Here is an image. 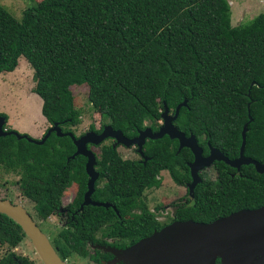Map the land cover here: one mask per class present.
Listing matches in <instances>:
<instances>
[{
  "label": "trees",
  "instance_id": "trees-1",
  "mask_svg": "<svg viewBox=\"0 0 264 264\" xmlns=\"http://www.w3.org/2000/svg\"><path fill=\"white\" fill-rule=\"evenodd\" d=\"M230 16L228 0H41L20 21L0 5V74L13 72L20 57L27 61L32 92L51 126L79 124L74 86L87 87L91 108L107 121L96 133L110 126L128 139L146 128L157 132L165 106L173 115L186 102L173 125L196 138L203 156L212 147L236 159L246 126L244 156L264 163V13L236 27ZM74 152L69 137L53 133L43 145L0 138V167L18 174V189L35 216L27 212L41 231V222L62 205L67 185L78 183L79 201L86 191V159H71ZM143 153L124 160L112 145L101 148L96 202L109 207H84L71 231L49 240L62 261L111 263L114 256L101 248L124 251L174 222L208 224L264 206V174L252 165L237 171L216 162V185L201 177L193 198L187 190L185 202L162 224L143 193L161 187L162 172L178 186L189 184L193 155L187 148L178 152V142L167 136L147 140ZM25 239L15 221L0 214V245L12 250ZM88 244L99 249L90 254ZM0 264L34 262L10 251Z\"/></svg>",
  "mask_w": 264,
  "mask_h": 264
},
{
  "label": "water",
  "instance_id": "water-1",
  "mask_svg": "<svg viewBox=\"0 0 264 264\" xmlns=\"http://www.w3.org/2000/svg\"><path fill=\"white\" fill-rule=\"evenodd\" d=\"M185 106L186 102L179 104L173 115L165 106L161 115L162 124L157 132L146 128L131 139L110 126H104L100 134L87 132L77 139L73 133H64L55 124L41 139L34 140L16 131H7L4 128L7 121L1 116L0 138L12 135L17 140L24 139L35 145H43L52 133H55L57 137H69L75 146V152L71 158L74 159L77 156L87 158L85 170L89 180L83 205L89 204L95 181L97 182L99 178L98 173L94 171L95 156L91 150L87 149V145L100 146L107 140L114 141L113 148L136 147L138 155L142 158H145L143 146L147 140H158L164 136L170 140H176L178 152L187 148L193 155V161L188 164L191 182L186 185L191 198L194 196L196 186L202 182L201 172L211 168L216 162H222L237 171L242 166L252 165L258 174H264V163H258L244 156L246 126L241 133L242 143L236 159L229 160L212 147H209V154L203 156V150L199 147L196 138L193 135L186 137L173 125L180 108ZM96 206L108 208L109 204L96 203ZM0 214L11 218L22 228L42 264H66L60 259L48 237L35 224L25 208L8 199H0ZM101 250L114 256L112 264L121 261L126 264H216L217 260L221 264H264V206L254 210H240L208 224L192 220L174 222L140 240L127 250L121 251L110 247H104Z\"/></svg>",
  "mask_w": 264,
  "mask_h": 264
},
{
  "label": "rangeland",
  "instance_id": "rangeland-1",
  "mask_svg": "<svg viewBox=\"0 0 264 264\" xmlns=\"http://www.w3.org/2000/svg\"><path fill=\"white\" fill-rule=\"evenodd\" d=\"M41 0H0V5L4 7L15 19L21 20L23 12L32 4L38 3ZM230 6L231 25L233 27L247 24L257 15L264 13V0H228ZM34 87L33 71L27 61L20 57L17 68L14 72L0 74V114L7 116L5 124L6 129L16 131L20 135H26L34 140H39L43 135H37L38 132L51 127L41 114L42 101L32 92ZM74 99V106L80 116V122L77 126L65 127L76 136L87 132L90 126L99 128L103 125L99 114H97L88 101V89L86 86H74L71 88ZM171 114V113H170ZM149 125V123H146ZM113 145L112 140H107L102 145L97 146L93 151L99 155L101 148L104 146ZM117 152L124 160H139L140 156L136 152V147L125 148L117 147ZM201 177L205 181H210L216 185L217 170L215 167L208 168L201 172ZM161 187L159 189L146 190L143 193L147 206L151 210L160 223H167L171 220L175 207L183 204L187 196L186 186H178L172 182L167 172H162ZM19 176L13 172H7L0 167V198H6L12 203L25 208L33 216V204L21 196L18 189ZM72 184L67 185L63 192L61 202L64 206L70 192L73 190ZM202 191H209L205 189ZM62 206V210H63ZM158 208V210H156ZM42 231L52 240L62 229H64L63 218L60 214H53L40 224ZM96 249H99L96 247ZM94 245L88 244L87 250L90 254L96 252ZM15 252L18 256L27 257L34 264H42L37 256L30 241L25 239L15 249H9L6 246L0 245V259L8 254ZM67 264H94L88 258L73 257ZM112 264V263H103ZM117 264H126L117 262ZM128 264V263H127Z\"/></svg>",
  "mask_w": 264,
  "mask_h": 264
},
{
  "label": "flooded vegetation",
  "instance_id": "flooded-vegetation-1",
  "mask_svg": "<svg viewBox=\"0 0 264 264\" xmlns=\"http://www.w3.org/2000/svg\"><path fill=\"white\" fill-rule=\"evenodd\" d=\"M161 124H162V120L160 121V125H161ZM52 126H53V125H52ZM52 126H51V127H52ZM51 127H49V128H51ZM103 127H104V126H103ZM49 128H47V129L44 131V134L47 132V130H48ZM60 128H61V130H63V129H65L66 131L68 130V129L64 128V127H60ZM100 128H101V125L99 126L98 129L94 127V130H95V131H90V127H89L88 130H87V132H94V133H96V130H99ZM102 129H103V128H102ZM69 131H70V130H69ZM101 131H102V130H101ZM101 131H100L99 133H96V134H100ZM87 132H85V133H83V134H81V135H79V136H76L75 134H74V135H75V137L78 139V138L82 137L83 135H85ZM66 133H68V132H66ZM71 133H73V132H71ZM44 134H43V136H44ZM53 134H55V133H53ZM113 143H114V141H113ZM96 147H97V146H93V145H91V144H88V145H87V149H88V150H91L92 153H93L94 156H95V166H94V171H95V173L97 172V171H96V159H97L98 155L93 151V149L96 148ZM136 150H137V149H136ZM136 152H137V151H136ZM139 156H140V155H139ZM82 157H83V156H82ZM83 158H85V157H83ZM140 158H142V157L140 156ZM71 159H72V158H71ZM85 159H86V162H85V165H86V163H87V158H85ZM214 164H215V163H214ZM214 164H213L212 167H214ZM205 170H206V169H205ZM84 171H85V174H86V191L84 192V194H83V196H82V200H81V201L78 200L79 185H78L77 182H74V181H73V182H71V184L74 186V188H73V190L70 192L69 199H68L67 203H66L64 206L61 205L60 208L58 209V211L55 213L56 215H57V214L62 215V218H63V224H64V229H65V230H68V231H71V230L73 229L71 223L75 221V217H76V214H77V213L82 212L84 207H89V206L96 207V203H100V202H96V183H97L98 180H99V178H98L97 182L95 181V184H94V190H93V193L91 194V196L94 195V198H92L93 200L91 199V197H89V198H90L89 204H87V205H83V202H84V196H85V193L87 192V183H88V180H89V176H88L87 173H86L85 166H84ZM97 173H98V172H97ZM98 176H99V173H98ZM98 184H99V187H102V186H103V182H102V181L99 182ZM62 206H63V210H62ZM76 207H78V208L76 209ZM98 207H99V206H98ZM92 245H94V248L96 249V244H92ZM93 254H94V253H93Z\"/></svg>",
  "mask_w": 264,
  "mask_h": 264
},
{
  "label": "crops",
  "instance_id": "crops-1",
  "mask_svg": "<svg viewBox=\"0 0 264 264\" xmlns=\"http://www.w3.org/2000/svg\"><path fill=\"white\" fill-rule=\"evenodd\" d=\"M13 72H14V71H13ZM11 73H12V72H11ZM41 101H42V100H41ZM43 119L46 121V119H45L44 117H43ZM44 131H45V130H42V131L38 132L37 135H38V136H39V135L42 136V135L44 134Z\"/></svg>",
  "mask_w": 264,
  "mask_h": 264
}]
</instances>
